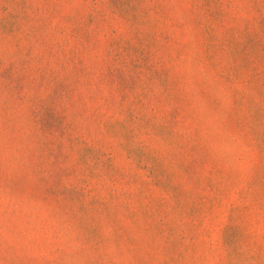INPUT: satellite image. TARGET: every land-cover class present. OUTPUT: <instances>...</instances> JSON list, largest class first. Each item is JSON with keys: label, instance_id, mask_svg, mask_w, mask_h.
<instances>
[{"label": "rangeland", "instance_id": "obj_1", "mask_svg": "<svg viewBox=\"0 0 264 264\" xmlns=\"http://www.w3.org/2000/svg\"><path fill=\"white\" fill-rule=\"evenodd\" d=\"M0 264H264V0H0Z\"/></svg>", "mask_w": 264, "mask_h": 264}]
</instances>
